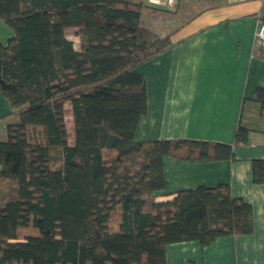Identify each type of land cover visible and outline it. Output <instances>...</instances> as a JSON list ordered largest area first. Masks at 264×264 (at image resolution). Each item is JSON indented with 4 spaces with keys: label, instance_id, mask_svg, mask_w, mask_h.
I'll use <instances>...</instances> for the list:
<instances>
[{
    "label": "trees",
    "instance_id": "1",
    "mask_svg": "<svg viewBox=\"0 0 264 264\" xmlns=\"http://www.w3.org/2000/svg\"><path fill=\"white\" fill-rule=\"evenodd\" d=\"M150 7L161 8L148 0H0V20L13 33L0 42V93L10 108L4 118L14 117L0 140V264H164L168 243L251 232V207L228 184L159 193L164 156L230 159L233 146L248 144V128L237 125L233 144L135 139L147 112L135 68L172 45L142 25ZM253 99L264 113L263 87ZM251 179L264 183V158L252 159ZM27 227L34 232L20 236Z\"/></svg>",
    "mask_w": 264,
    "mask_h": 264
},
{
    "label": "crops",
    "instance_id": "2",
    "mask_svg": "<svg viewBox=\"0 0 264 264\" xmlns=\"http://www.w3.org/2000/svg\"><path fill=\"white\" fill-rule=\"evenodd\" d=\"M205 1L170 36L171 47L136 66L145 78L147 112L134 137L233 144L237 125L248 128V144L233 146L230 159L164 156L159 193L228 184L251 207V232L218 236L207 245L168 243L164 264H264V183L251 179L252 159L264 158V113L253 99L256 88H264V49L252 46L256 21L264 23V0ZM12 34L0 20V42ZM9 111L0 94V140L14 119L4 118Z\"/></svg>",
    "mask_w": 264,
    "mask_h": 264
},
{
    "label": "rangeland",
    "instance_id": "3",
    "mask_svg": "<svg viewBox=\"0 0 264 264\" xmlns=\"http://www.w3.org/2000/svg\"><path fill=\"white\" fill-rule=\"evenodd\" d=\"M207 2L205 0H179L177 4L173 7L161 6V8L150 7L144 10L143 15L141 17L142 25L150 28L151 30L159 33V34H168L171 36L179 26L183 25L187 22L193 15L202 9ZM5 24V23H4ZM66 35L68 38L73 40V44L76 48L79 47V38L76 35V29L70 28L67 30ZM1 94V93H0ZM4 97V96H3ZM8 105V104H7ZM65 124L68 132V141L71 142L72 137V118L69 111V106L65 105ZM35 137L36 133H33ZM6 137V136H5ZM3 191L7 189V187L2 186ZM119 220V216L117 213H114L113 218L109 220L108 226L110 229H117V222ZM34 230L31 227H27L22 229L21 235L27 233H33Z\"/></svg>",
    "mask_w": 264,
    "mask_h": 264
},
{
    "label": "built area",
    "instance_id": "4",
    "mask_svg": "<svg viewBox=\"0 0 264 264\" xmlns=\"http://www.w3.org/2000/svg\"><path fill=\"white\" fill-rule=\"evenodd\" d=\"M149 3L159 6L173 7L178 0H148ZM254 49H264V23L259 19L256 21L252 37Z\"/></svg>",
    "mask_w": 264,
    "mask_h": 264
}]
</instances>
